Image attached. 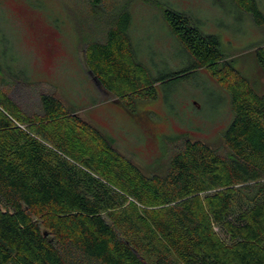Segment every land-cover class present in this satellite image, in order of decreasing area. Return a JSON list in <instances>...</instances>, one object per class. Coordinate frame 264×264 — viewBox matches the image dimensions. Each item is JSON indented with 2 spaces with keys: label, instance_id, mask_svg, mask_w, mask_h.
I'll return each instance as SVG.
<instances>
[{
  "label": "trees",
  "instance_id": "trees-1",
  "mask_svg": "<svg viewBox=\"0 0 264 264\" xmlns=\"http://www.w3.org/2000/svg\"><path fill=\"white\" fill-rule=\"evenodd\" d=\"M231 1L264 21L256 0ZM164 16L191 61L170 76L155 79L137 59L126 6L87 47L91 74L118 99H155L156 84L221 60L218 39L189 16ZM255 57L264 71V47ZM23 78L0 56V264H264V93L244 78L227 85V152L186 140L164 174L147 176Z\"/></svg>",
  "mask_w": 264,
  "mask_h": 264
},
{
  "label": "rangeland",
  "instance_id": "rangeland-1",
  "mask_svg": "<svg viewBox=\"0 0 264 264\" xmlns=\"http://www.w3.org/2000/svg\"><path fill=\"white\" fill-rule=\"evenodd\" d=\"M256 2L264 14V0ZM125 6L133 51L155 79L191 64L165 9L189 16L201 33L216 37L221 60L156 84L155 99H118L93 77L86 51L103 38ZM260 22L231 0H0V56L11 71L26 75L21 81L52 94L68 111L99 128L151 176L166 172L175 148L186 140L227 152L223 133L233 113L225 87L244 78L255 92L264 93V71L255 57L264 47Z\"/></svg>",
  "mask_w": 264,
  "mask_h": 264
}]
</instances>
